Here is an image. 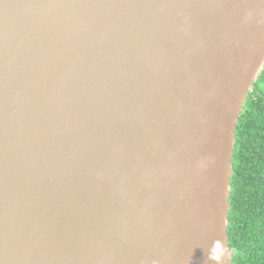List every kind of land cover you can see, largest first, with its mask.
I'll use <instances>...</instances> for the list:
<instances>
[{
    "label": "water",
    "instance_id": "water-1",
    "mask_svg": "<svg viewBox=\"0 0 264 264\" xmlns=\"http://www.w3.org/2000/svg\"><path fill=\"white\" fill-rule=\"evenodd\" d=\"M263 71L264 0H0V264H234Z\"/></svg>",
    "mask_w": 264,
    "mask_h": 264
},
{
    "label": "trees",
    "instance_id": "trees-1",
    "mask_svg": "<svg viewBox=\"0 0 264 264\" xmlns=\"http://www.w3.org/2000/svg\"><path fill=\"white\" fill-rule=\"evenodd\" d=\"M262 77L264 71L258 82ZM257 83L235 131L228 215L234 264H264V93Z\"/></svg>",
    "mask_w": 264,
    "mask_h": 264
},
{
    "label": "clouds",
    "instance_id": "clouds-1",
    "mask_svg": "<svg viewBox=\"0 0 264 264\" xmlns=\"http://www.w3.org/2000/svg\"><path fill=\"white\" fill-rule=\"evenodd\" d=\"M224 249L221 242H214V246L208 249L206 258L209 264H223Z\"/></svg>",
    "mask_w": 264,
    "mask_h": 264
},
{
    "label": "rangeland",
    "instance_id": "rangeland-1",
    "mask_svg": "<svg viewBox=\"0 0 264 264\" xmlns=\"http://www.w3.org/2000/svg\"><path fill=\"white\" fill-rule=\"evenodd\" d=\"M257 86H258L259 90L264 93V77H262V79L257 83Z\"/></svg>",
    "mask_w": 264,
    "mask_h": 264
}]
</instances>
